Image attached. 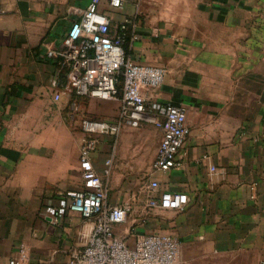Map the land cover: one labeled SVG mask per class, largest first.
I'll list each match as a JSON object with an SVG mask.
<instances>
[{"label":"crops","instance_id":"crops-1","mask_svg":"<svg viewBox=\"0 0 264 264\" xmlns=\"http://www.w3.org/2000/svg\"><path fill=\"white\" fill-rule=\"evenodd\" d=\"M89 2L0 0V264L21 244L24 264H64L93 226L76 212L45 210L82 185L81 115L118 114L119 100L71 92L46 54L64 46ZM99 9L110 32L127 21V56L166 69L161 85L142 90L148 111L182 105L189 129L180 163L164 172L153 168L155 124L99 138L91 159L106 201L128 205L114 232L130 245L146 233L175 237L174 264H264V0H123L117 9L102 0ZM151 179L185 193V209L149 208Z\"/></svg>","mask_w":264,"mask_h":264},{"label":"built area","instance_id":"built-area-1","mask_svg":"<svg viewBox=\"0 0 264 264\" xmlns=\"http://www.w3.org/2000/svg\"><path fill=\"white\" fill-rule=\"evenodd\" d=\"M102 0H90L78 19L71 23L64 46L47 47L46 54L58 61V72L67 69L66 84L76 96L119 100L117 118L107 120L82 114L80 129L84 138L80 147L79 167L82 185L67 193L58 207L47 206L52 217L76 212L92 219L93 226L82 247L70 250L64 264H174L180 255L179 241L166 233H146L138 236L133 245L116 234L113 225L125 220L128 205L109 204L105 184L92 164V152L103 135L116 136L123 126L138 127L150 122L161 130L153 168L164 172L180 163V149L189 129L186 108L182 105L157 106L158 114L147 109L143 88L162 84L166 69L162 66L135 61L126 55L127 21L115 32H110V18L99 9ZM108 6L117 9L123 0H107ZM1 12V9H0ZM58 101L60 92L54 91ZM72 111L78 110L75 101ZM113 151L105 156V173L112 163ZM210 169L215 167L210 165ZM151 195L146 200L149 208L184 210L188 198L185 193L161 189L157 179L148 183ZM28 259L26 247L21 244L18 255L8 264H24Z\"/></svg>","mask_w":264,"mask_h":264},{"label":"trees","instance_id":"trees-1","mask_svg":"<svg viewBox=\"0 0 264 264\" xmlns=\"http://www.w3.org/2000/svg\"><path fill=\"white\" fill-rule=\"evenodd\" d=\"M56 64L59 65V64H58V61H56ZM66 71H67V69H62V70H61V73L65 75Z\"/></svg>","mask_w":264,"mask_h":264}]
</instances>
